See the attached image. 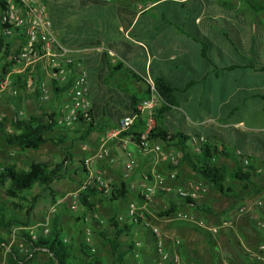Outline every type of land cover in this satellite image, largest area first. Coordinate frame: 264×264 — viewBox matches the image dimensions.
<instances>
[{
    "label": "crops",
    "instance_id": "1",
    "mask_svg": "<svg viewBox=\"0 0 264 264\" xmlns=\"http://www.w3.org/2000/svg\"><path fill=\"white\" fill-rule=\"evenodd\" d=\"M134 2L47 0L53 32L67 51L64 59L81 65L87 73L95 130L81 140L79 149L84 155L78 159H90V171L112 185L126 184L138 203L145 176L153 181V174L162 180L164 176L165 181L179 180L176 188L195 194L194 198L188 197L193 202L202 197L204 205L200 207L209 208L211 214L192 209L186 200L175 195V186L164 184L170 190L164 193L172 195L169 203L180 214L215 230L208 232L173 218L161 220L158 229H162L164 249L178 253L179 264H264V258L255 259L247 254L251 246L264 247V207L253 206L248 197L251 188L256 191L254 186H260L255 184L256 177H263L264 184V18L251 19L260 14L231 10L217 0H151L144 7ZM188 4L191 8L182 11ZM62 5L69 10L66 23L56 13ZM162 5L167 8H159ZM204 44L206 59L202 57ZM232 65L239 67L229 69ZM36 74L40 83L49 86L50 73L45 63L37 65ZM159 77L178 90L175 104L163 116L162 127L172 134L202 137L220 151L232 154L239 165L246 159L252 168L251 184L238 186L239 181L227 179L225 195L205 183L202 187L189 185L190 174H194L181 162L178 147L162 146L165 156L156 159L153 155H141L129 138L118 137L120 122L133 114L136 105L146 98L149 85ZM35 88L24 93V104L33 97L28 90L34 89V98L38 100ZM68 95V92H52L48 100L36 102L37 114H30L27 108L25 112L35 116L43 112L54 114L58 121L69 101ZM80 124L66 130L67 139H79L83 129ZM60 134L56 130L52 137ZM102 141L107 156L96 159L94 154ZM127 153L137 162L130 172L126 169ZM171 153L176 164L168 160ZM75 158L70 166L78 176ZM236 161L220 157L216 163L232 171ZM177 165V169L172 168ZM127 172L129 178L125 177ZM82 173L85 179L86 173ZM79 185L63 196L75 192ZM62 199L58 195L56 202ZM130 204H135L134 200ZM84 212L83 220L87 222L89 214ZM135 227L138 238L135 240L141 246L137 249L138 258H133L132 263L141 264L145 259L155 264L153 239L143 241V231Z\"/></svg>",
    "mask_w": 264,
    "mask_h": 264
},
{
    "label": "trees",
    "instance_id": "2",
    "mask_svg": "<svg viewBox=\"0 0 264 264\" xmlns=\"http://www.w3.org/2000/svg\"><path fill=\"white\" fill-rule=\"evenodd\" d=\"M251 10L258 13L264 9L261 6H251ZM5 51L4 58L7 56ZM202 57L205 56V44ZM4 69L7 70L9 65L4 64ZM239 66L232 65L229 69H234ZM252 67V66H251ZM264 71V68H262ZM6 73V72H5ZM136 77V76H134ZM2 75L0 74V79ZM39 78V77H38ZM36 79L35 86L39 83V79ZM27 77L25 75L12 76V86L18 89V95L25 93L27 90L26 82ZM52 92L61 93L67 92L69 86L58 87L54 82L50 84ZM38 91V88H35ZM153 89L155 94L160 100V105L156 109L153 119L154 125L148 132V140L157 142L163 147H178L182 153L181 162L193 172L195 177L203 181L210 188L217 190L225 195V185L227 179L236 180L241 183L251 184V171L252 168L248 165L246 170H243L242 164L234 159L232 154L222 152L219 148L212 144L210 141L205 140L200 145V152H192L189 142L191 137L183 136L179 133H169L162 127L163 116L169 111L170 107L175 104V93L177 89L173 88L164 78L159 77L153 81ZM39 94V91H38ZM37 94V99H38ZM149 94V88L147 96ZM146 96V97H147ZM90 108L91 121L89 123L79 120L77 123L83 125V129L80 131L79 140H85L89 134L95 130L92 121V113ZM17 113V112H16ZM16 113L12 120V126L17 131L15 134L6 135L5 143L9 146L19 148L20 150L37 151L40 147L47 142L52 143L54 146L61 149L63 153V159L60 162H54L50 158H38L32 160L27 164L26 169H17L15 165H2L0 164V188L4 190L5 196L11 201L13 208L10 210L4 206H0V229L5 233L10 234L14 227H29L31 220L38 219L39 214L37 207L43 204L45 208H50L56 203V197L58 192L52 187L54 182H59L65 179L67 175L68 164L73 163V155L69 152V148H64L63 145L67 141V129L57 124V120L54 114L41 113L38 116L26 114L23 117H17ZM136 114L133 124L125 131L119 133V138H129L137 147L139 146L140 136L147 129V122L144 116L139 115L138 112L133 110ZM3 124L0 122V133H3ZM59 131L61 134L59 137H52L54 131ZM79 131H76L78 133ZM220 157H227L236 161V166L232 171H227L225 168L217 166V159ZM241 163V161H240ZM249 167V168H248ZM81 171L79 167L76 169V173ZM82 172L85 170L82 169ZM34 187L40 189L42 199L38 202L41 195H32L31 191ZM256 192L264 191V184L262 186H254ZM128 194V188L126 184H121L119 187L112 185V191L109 196H102L95 189L90 188L85 192L79 194V205L86 212L93 211V200L107 199L109 202L123 201ZM186 202L193 208L201 210L206 214H211L209 208L200 207L190 199H186ZM39 203V204H38ZM62 208H66V203L61 204ZM23 211L24 221L22 217H19L16 212L21 213ZM176 211V208L172 205L168 207L164 216L169 217ZM60 213H55L50 223L49 231L46 236H37V240L32 242L34 248L46 251L51 257L52 264H79L83 263L82 257L86 259L85 264H104L99 258L95 257L90 248L85 245H81L80 257H77L73 245L66 243L62 233L63 229L60 224ZM78 221V218L75 219ZM135 224L126 221L120 223L117 221V214L108 220V226L100 232H96L97 235L103 239V241L109 246L110 253L114 257L117 264H127V260L132 261L135 244L132 240L123 242L122 237H130ZM25 242L30 243L31 239L27 233L22 234ZM4 240L0 238V247L4 244ZM16 260H10V264H15Z\"/></svg>",
    "mask_w": 264,
    "mask_h": 264
},
{
    "label": "built area",
    "instance_id": "3",
    "mask_svg": "<svg viewBox=\"0 0 264 264\" xmlns=\"http://www.w3.org/2000/svg\"><path fill=\"white\" fill-rule=\"evenodd\" d=\"M5 51L8 52L4 58ZM66 54L67 51L59 44L53 32L47 0H0V74L2 75L0 79V93L7 92L11 96L18 94V89L12 86L13 75H25L27 77V89H30L32 86L34 87L37 79L36 67L40 63H45L50 73V84L54 82L58 87L69 86L67 91L69 101L65 105L57 124L70 128L79 120L86 123L91 121V104L88 98L87 73L81 65L74 63L72 60H65ZM4 64L9 65L7 70L4 69ZM50 84L49 86L40 82L37 84L39 102H44L50 98L52 94ZM159 105L160 100L154 92L152 83L149 85L148 96L135 107V111L139 115L144 116L147 122V129L140 136L138 151L141 155H153L156 159H161L165 155L161 144L148 140V132L154 125L153 116ZM16 116L23 117L24 113L18 111ZM135 117L136 114L133 113L131 116L123 118L119 124V133L127 130L133 124ZM204 141L205 139L202 137H192L189 142L192 152H200V145ZM103 156H107V149L102 141L94 157L101 159ZM127 160L126 169L130 172L135 168L137 162L130 153H127ZM168 160H170V163L176 164L174 154H169ZM90 163V159L79 161L76 167L81 166L86 171L85 179L75 192L63 197L62 201L52 205L49 210L50 214L54 215L56 213V206L60 205L61 202L66 203L71 211H76L80 207L78 201L79 194L90 188L95 189L102 196L110 195L112 184L100 175L93 174L90 171ZM241 164L243 167H246L248 161L243 159ZM128 172L125 174V177L129 176ZM172 176L174 177L175 174H172ZM144 179L145 181L141 184L138 192L141 200L140 204H130L125 215L123 217L119 216L117 221L126 222L127 220L133 224L139 222L150 231L151 235L155 238L154 244L157 256L155 264H179L180 258L178 253L167 252L164 249L160 230L145 220L148 206L157 191L159 189L166 192L170 190L164 186L163 180L155 177L154 174L153 181L149 180L147 176ZM175 193L182 200H186L188 197H195V194H188V192L181 189H177ZM258 205H262V203L259 202ZM173 219L193 224L195 227L206 229L208 232H215V230L207 228L203 222L193 221L184 214L178 213ZM40 227L41 236H46L49 231L48 222L41 223ZM29 237L31 239L30 243L27 242L18 247V253L25 260H31L38 250L32 246V242L37 240V236L30 232ZM133 242L135 244L133 257L137 259L139 256L137 249L141 246V243L137 240H133ZM178 243L176 241V244ZM263 249L262 246L259 247L260 252ZM92 251L94 250L92 249Z\"/></svg>",
    "mask_w": 264,
    "mask_h": 264
},
{
    "label": "rangeland",
    "instance_id": "4",
    "mask_svg": "<svg viewBox=\"0 0 264 264\" xmlns=\"http://www.w3.org/2000/svg\"><path fill=\"white\" fill-rule=\"evenodd\" d=\"M122 4L125 3L127 0H119ZM136 4L140 5L141 7H144L148 2L151 0H134ZM219 3L223 4L225 7L235 10V11H244L248 12L251 11V6H261L264 7V0H217ZM50 7H53L54 4H49ZM200 5V4H199ZM56 6V4H55ZM96 8V6H93ZM100 7V6H99ZM159 8H167V6L162 5ZM188 8H191V4H188L186 8L181 9L182 11L187 10ZM55 9V8H54ZM158 9V8H156ZM59 12L57 16L61 20V22L66 23L67 21V15L66 13L69 12L66 6H61V8L58 10ZM258 16L251 17V19H255L257 21H260L264 18V9L260 12H258ZM171 20L175 21L176 18H171ZM252 32L255 33V28L253 27V24H251ZM258 52V49L257 51ZM264 53V52H263ZM217 56V54H216ZM219 61L221 58H216ZM1 68V64H0ZM1 71V69H0ZM33 88V86H32ZM31 89V88H30ZM33 90L28 93L31 94L33 97L31 98L30 103L24 104V93L16 96H11L7 92L0 93V118L1 123L3 124V133H0V164L2 165H15L17 169H26V165L29 164L32 160L38 159V158H53L56 162H59L62 159V151L58 147L54 146L52 143L47 142L46 144L42 145L39 150L37 151H31V150H20L19 148L9 146L5 143L4 139L6 135H11L17 133V131L12 126V120L14 118V115L18 111L25 112V108L28 109V112L30 114H37L36 111L38 110L37 101L34 98ZM27 91V90H26ZM37 102V103H36ZM27 114V113H26ZM191 124H189L190 126ZM182 132L186 133L185 130H182ZM81 144V140L77 139L76 137H73L71 139L70 137L67 139L66 143L63 145L64 148H69V152L72 153L73 156L76 158L74 159L75 165H78L79 159L78 157L83 158V151L79 149V146ZM174 153V151H172ZM78 159V160H76ZM219 161V160H218ZM232 165V163H231ZM70 166V164H69ZM179 166H175L172 168H178ZM81 171H79L78 176L75 175L73 167L70 166L67 170V175L65 179L59 182H54L52 187L58 191V195L61 197H64L66 193L74 190L79 183L84 180V174L82 173L81 166L79 167ZM192 174V173H191ZM188 179L189 185L202 187L200 186L204 182L197 179L194 175H191ZM162 176V175H161ZM163 177V183L168 184L173 188L174 190H177V184L179 180L176 178H173L172 181H165L164 176ZM129 178V177H128ZM125 178V179H128ZM256 181L255 184L262 186V180L263 177H256L254 179ZM187 183V184H188ZM242 183H237L238 186H244ZM189 185H186L185 188L188 189ZM80 186V185H79ZM207 186V185H206ZM208 187V186H207ZM206 187V188H207ZM135 188V187H134ZM246 190V189H245ZM250 190V189H249ZM248 190V191H249ZM137 190L134 189V192ZM208 191V190H207ZM162 190H158L156 195L153 197L152 202L148 206V211L145 214V220L149 222V224H152L153 226H156L158 228L159 222L166 218H174L179 213V210L176 209V211L171 214L169 217L164 216L165 208L170 207L171 204L169 203V198H172V195H166ZM32 195H38L40 196V189L38 187H34L31 191ZM175 193V192H174ZM166 195V196H165ZM176 195V193H175ZM169 196V197H168ZM203 196V195H202ZM135 194L129 190L127 194L126 200L120 201V202H109L107 199H95L93 200V211L87 212L89 214L88 221H84L85 216V210L83 211V208L78 207L76 211H71L68 206L66 205V208H62L60 205L56 206V213H60V224L61 228L63 229L62 236L66 243H71L73 245V249L76 252L77 257H80V249L81 245H85L86 247L90 248L91 253L99 258L104 264H117L114 257L110 253L109 246L101 239L96 232H100L103 229H106L108 226V220L113 216L114 213L117 214V218L119 216H124L127 208L126 206L129 205L130 201L134 200V203L136 205H139L140 203L136 202ZM166 197H168L166 199ZM249 201L253 206H256L257 208H263L264 206V192H256L251 188V191L249 193ZM202 198V197H201ZM201 198L196 199L195 204L197 206H203V202H201ZM42 199V195L39 199V203ZM261 202L262 205H258V203ZM38 203V204H39ZM0 206H4L6 209L10 210L13 208L11 201L5 196L4 190L0 188ZM216 206V204H215ZM126 208V210L122 208ZM114 208V209H113ZM119 208V210H118ZM192 209L196 210V208L191 207ZM50 208H45L43 204H40L37 207V212L41 215H39L38 219L31 220V225L29 227H14L11 230V233H5L2 229H0V238L4 240V244L0 247V264H10L11 258L16 260L15 264H52L51 263V257L50 255L44 251L38 249L34 257L31 260H25L24 257L20 256L18 253V247L22 244H26L24 238H22L23 233H27L29 235L30 232L35 234L36 236L41 235V227L40 224L47 221L48 227H50L51 220L53 218V215L50 214ZM220 208H217V211H219ZM19 217H22V221H24L23 217V211L21 213L16 212ZM78 218V221L75 219ZM127 221V220H126ZM125 221H121L120 223H123ZM138 229H141L143 231L142 237L147 240L153 239L155 242V238L151 235L150 231L144 227L142 223H136L135 224ZM161 227V226H160ZM159 227V228H160ZM162 229L160 228V233ZM137 231L133 228V231L130 235V237H122L123 242H127L130 240L138 239L135 235ZM162 237V234H161ZM88 239V241H87ZM164 242V240H163ZM141 243V242H140ZM155 245V244H154ZM262 245L257 246H251L248 248L247 254L255 259H261L264 258V249L260 252L259 247ZM264 248V247H263ZM92 249L94 251H92ZM156 254V253H155ZM156 256V255H155ZM259 257V258H258ZM83 263L78 262L79 264H85L86 259L82 257ZM157 259V256H156ZM141 264H149L150 260L145 262V259L142 260ZM156 262V261H155ZM127 264H133L132 261L127 260ZM135 264V263H134Z\"/></svg>",
    "mask_w": 264,
    "mask_h": 264
}]
</instances>
